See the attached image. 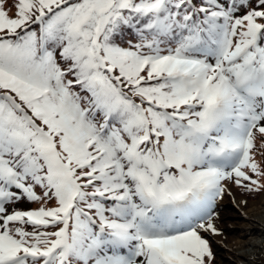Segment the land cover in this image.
Segmentation results:
<instances>
[{
  "label": "snow or ice",
  "instance_id": "snow-or-ice-1",
  "mask_svg": "<svg viewBox=\"0 0 264 264\" xmlns=\"http://www.w3.org/2000/svg\"><path fill=\"white\" fill-rule=\"evenodd\" d=\"M15 9L0 0V264H212L224 182L264 189V0Z\"/></svg>",
  "mask_w": 264,
  "mask_h": 264
},
{
  "label": "bare ground",
  "instance_id": "bare-ground-1",
  "mask_svg": "<svg viewBox=\"0 0 264 264\" xmlns=\"http://www.w3.org/2000/svg\"><path fill=\"white\" fill-rule=\"evenodd\" d=\"M234 203V207L223 215L226 222L237 229L236 235L224 246L229 256L228 264H249L254 260L256 249L262 246L264 195L257 203H249L243 198Z\"/></svg>",
  "mask_w": 264,
  "mask_h": 264
},
{
  "label": "rangeland",
  "instance_id": "rangeland-1",
  "mask_svg": "<svg viewBox=\"0 0 264 264\" xmlns=\"http://www.w3.org/2000/svg\"><path fill=\"white\" fill-rule=\"evenodd\" d=\"M17 1V0H15ZM261 141L258 138L256 141L257 149L259 151L256 155L258 162H264V149H260ZM256 151V149H254ZM225 192L222 198L217 199L213 208L214 219L213 222L216 228L219 230V235H212L210 233H202L205 238L208 239L214 259L212 264H228L229 256L226 254L225 245L230 241L232 237L236 235V227L232 224H228L224 219V213H227L234 207V201H238V198H243L249 203L259 202L263 195L264 189L259 192H246L241 188L236 187L234 184L225 181ZM228 188V189H227ZM225 199V200H224ZM227 199V201H226ZM48 206H54V202L48 204ZM39 207V206H38ZM35 207V208H38ZM34 208V209H35ZM262 246L256 249L255 257L249 264H264V236L262 237Z\"/></svg>",
  "mask_w": 264,
  "mask_h": 264
},
{
  "label": "trees",
  "instance_id": "trees-1",
  "mask_svg": "<svg viewBox=\"0 0 264 264\" xmlns=\"http://www.w3.org/2000/svg\"><path fill=\"white\" fill-rule=\"evenodd\" d=\"M2 2H3V8L8 13L9 17H14L15 12H16L15 3L17 1H15V0H2ZM36 191L38 194H40L41 190L39 188H37ZM50 203L51 202H49V204ZM38 206H40L39 203H29L26 200H22V201L16 203L15 205H9L8 208H9V211H11L13 208L20 209V210H29V209H34L35 207H38Z\"/></svg>",
  "mask_w": 264,
  "mask_h": 264
}]
</instances>
